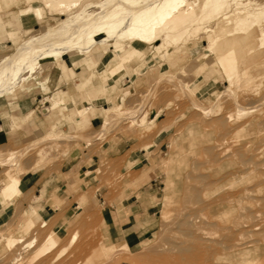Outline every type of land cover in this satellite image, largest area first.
Instances as JSON below:
<instances>
[{
    "label": "rangeland",
    "instance_id": "rangeland-1",
    "mask_svg": "<svg viewBox=\"0 0 264 264\" xmlns=\"http://www.w3.org/2000/svg\"><path fill=\"white\" fill-rule=\"evenodd\" d=\"M202 1L80 0L59 8L52 0L3 2L0 114L19 111L30 101H22L28 92L38 94L36 109L30 101L32 117L46 122L49 131L0 147V190L10 175L22 181V191L6 206L0 234L32 219L36 225L27 240L37 237L31 248L8 249L0 240V264H264V39L235 43L230 79L216 64L211 75L191 79L178 74L185 64L204 52L198 74L214 61L205 51V30L189 36L200 39L196 46H182L181 40L153 53L162 36L152 40V26L140 27L156 25L173 5L178 11ZM114 38L133 45L132 66L117 88L104 92L98 86L95 101L89 97L94 104L80 93L79 104L91 109L85 123L73 125L75 108L58 104V96L73 92L75 82L85 89L91 76L93 84L98 76L105 86L114 83L92 71L94 53ZM82 70L89 71L85 77ZM63 81L67 85L61 86ZM50 82L58 87L53 90ZM64 100L71 104L69 94ZM97 110L101 121H90ZM20 117L16 125L26 120ZM117 136L130 138L133 146L111 158L107 146ZM135 149L143 150L144 162L154 161L160 189L153 227L131 245L107 238L106 217L108 206L123 197V182L144 163H126ZM77 155L95 159L88 172L93 182L69 190L71 198L46 217L40 202H33L36 186L48 174L68 178L64 169ZM30 206L37 207L36 217L25 215ZM50 234L53 239L47 240ZM44 241L45 251L36 255Z\"/></svg>",
    "mask_w": 264,
    "mask_h": 264
},
{
    "label": "bare ground",
    "instance_id": "bare-ground-1",
    "mask_svg": "<svg viewBox=\"0 0 264 264\" xmlns=\"http://www.w3.org/2000/svg\"><path fill=\"white\" fill-rule=\"evenodd\" d=\"M10 1L13 0H0V10L3 11V2L9 3ZM52 1H54L53 7L59 8L65 2H77L80 0ZM175 7H177V5L171 6V11L169 13L160 14L155 19L157 22L156 25H154L152 21L147 25L142 24L140 27L145 29L147 26H152V31L154 33V38H151L152 40H156L162 36V40H160L161 43H157L153 46V53L158 52L163 44H178L181 40H183L181 42L182 44H180L182 46L187 44H194L196 46L199 44L200 39L198 41H191L189 36L197 34L201 29L205 30L209 41L207 50L205 51H208L209 54L214 57V61L208 65L204 72L198 74H196V70L201 67L200 60L205 55L204 52L193 58L194 60L192 59L193 61L189 64H185L178 74L189 76L191 79H193V77L200 76L202 78L204 75H211L215 70L214 64L218 65L222 73L230 79L234 75L236 69L234 54L235 43H237L238 40H243L248 37H255L260 40L264 39V0H203L200 7L190 6L188 4L186 7L179 8L178 11L173 9ZM149 34V32L145 31L144 37L151 41ZM104 42L106 43L103 48L94 53L97 67L93 68L92 71L97 72L98 75L100 74L104 77H108L110 81H114L110 86H105L100 76H98V82L100 83L98 86H102L104 92H108V90H113L119 86L117 81H120V78L128 72L126 68L132 66L130 58L133 56L134 49L129 41L126 43L114 38ZM88 72L85 74L82 70L80 73L81 77H85ZM57 100L61 104L65 103L62 93L58 96ZM88 112L89 109L87 107L78 108L73 118L74 124L76 122L85 123ZM21 118L20 116L14 115L12 119L16 124L21 121ZM9 178L10 179L1 187V199L5 206L11 204L22 191L21 179L12 175H10ZM38 198L39 197H36L35 199L38 200ZM30 207L33 214V216L32 214L31 216L36 217L38 213L37 207ZM46 223L47 222H44L43 224L45 225ZM35 225L34 221L29 219L26 221L22 220L18 228L12 233L7 234L4 232L5 228H3L0 234V240L5 242L8 249H13L20 244L31 248L35 245L37 237H32L30 240H27V238L33 231ZM75 237L76 234L74 235V238ZM52 239L53 235L50 234L47 240ZM45 241L38 247L36 255L45 251Z\"/></svg>",
    "mask_w": 264,
    "mask_h": 264
},
{
    "label": "crops",
    "instance_id": "crops-1",
    "mask_svg": "<svg viewBox=\"0 0 264 264\" xmlns=\"http://www.w3.org/2000/svg\"><path fill=\"white\" fill-rule=\"evenodd\" d=\"M27 21L28 20H24V22ZM86 81H88L87 83H89V86L85 87V89H83L81 83L77 84L75 82L73 92L70 90L62 92L63 98H66L67 94H69V98L72 100L71 104L64 103V108L69 110V107H73L75 108V111L81 107H88L89 110L91 109L90 106L80 105L78 99L81 97L80 93L85 92V94H83L84 96L82 97L88 99L90 103L94 104L96 98L95 96L101 93L98 89L99 80L93 84L91 76ZM102 83L105 85L103 81ZM50 84L53 90L58 87V85L56 83L54 84V82H50ZM65 84L67 85L65 81L61 82V86H65ZM91 87L92 89H90ZM26 95L27 96H25L22 101L30 100L33 104V108L36 109L34 98L38 94L34 96V93L28 92ZM89 97H94V101H91ZM30 101L23 102L19 111L14 110L13 114H2L6 122L0 114V147L6 145L17 146L18 144L25 141V137L32 138L42 136V134L49 131V129H47L48 126L46 122L44 123L43 120H39L34 116L32 117L35 111L33 108H30ZM88 101L86 100L87 103ZM45 107L46 109H43V111L46 113L49 111L50 107ZM14 115L25 116L26 120L21 122L19 125H16L12 119ZM92 115L93 117L89 116L90 121L94 119L101 121V110L93 112ZM72 124L74 125L73 121ZM100 125V123L97 125L93 124V127ZM132 146L133 143L130 141V138L117 136L116 138L112 139L107 146L109 153L108 156L111 158L122 157L127 151L130 150ZM132 153L133 154L128 156L126 163L134 162L137 163L136 165L138 166L141 164V162H144L145 158H143L144 152L142 149H135ZM93 160H95L93 157H87L84 161H82L81 157L77 155L71 159L70 167L68 169H64V172H67L68 174L70 173L68 178H61L60 174L58 173L48 174L41 178L40 182L36 186V197L39 198L38 200H33V202H35L36 205L38 201L40 202L42 206L41 211L44 210L47 213L46 217L49 216V211H57L60 209V206H64L67 201V197L71 198L68 192L69 190H81V188H88V186L92 184L93 181L89 177L88 172H90V169L92 168V164L90 165V162ZM80 161L82 162L79 165ZM156 170L157 166L154 165V161L147 159L143 165L137 167V174H135V176L131 178L127 177L125 182H123V185L120 189L124 190L123 197L117 199L108 206L109 208L106 217L108 228L106 235L111 241H126L130 242L132 245L137 242L138 238H141L150 228L153 227L154 215L152 213V208L156 203V199L158 198L157 190L160 189V175L156 173ZM53 205H57L58 207L53 208ZM7 210L8 207L3 204L1 199L0 190V225L3 224V221L7 217ZM25 211V215L32 214L31 207Z\"/></svg>",
    "mask_w": 264,
    "mask_h": 264
}]
</instances>
